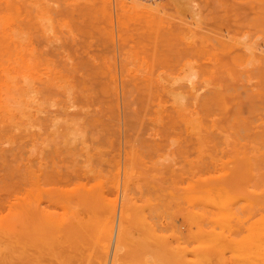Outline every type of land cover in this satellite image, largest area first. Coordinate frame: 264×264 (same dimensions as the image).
Returning <instances> with one entry per match:
<instances>
[{"label":"rangeland","instance_id":"rangeland-1","mask_svg":"<svg viewBox=\"0 0 264 264\" xmlns=\"http://www.w3.org/2000/svg\"><path fill=\"white\" fill-rule=\"evenodd\" d=\"M246 46L264 56V0H0V217L80 191L89 264H264V62Z\"/></svg>","mask_w":264,"mask_h":264},{"label":"bare ground","instance_id":"bare-ground-1","mask_svg":"<svg viewBox=\"0 0 264 264\" xmlns=\"http://www.w3.org/2000/svg\"><path fill=\"white\" fill-rule=\"evenodd\" d=\"M20 9H21V7H20ZM46 18H42V21H43V19L45 20ZM45 22L48 24L51 23L50 21H48V22L45 21ZM46 23H44V24H46ZM42 26H44V25H42ZM47 30L49 31L48 28H47ZM15 38L13 37V39H15ZM200 40L202 41V39H200ZM190 42H191V40H190ZM246 47H245V49L246 50L248 49V51H249L248 56L250 57V59L254 58L257 60H262V62H264V56L258 54L256 52L255 48L249 47V46H246ZM248 61H247V64L251 62V60L249 62ZM15 63H17V62H15ZM15 63H14V65H15ZM4 64H5V62H4ZM10 81H11V79H10ZM194 88H198V87H193V89ZM191 89H192V87H191ZM4 91H6V90H4ZM193 91H195V90H193ZM196 91H198V89ZM25 92H24V94H26ZM195 94L197 95L196 92H195ZM198 95H199V93H198ZM196 97L197 96H195V98ZM2 107L3 106H1V108ZM26 107H28V106L26 105ZM254 147H258V146L255 145V146H253V148ZM201 155H203V154H201ZM208 155H209V153H208ZM126 169H127V167H126ZM125 174H126V172H125ZM77 185H80V184H77ZM220 186L221 185L214 187L215 190L213 188L209 189L206 193V197L209 200V204L212 205V207H214V208H218V210H219V208H220V210H222L226 204V202L224 200L223 192H222L224 189L222 188L223 186L222 187H220ZM116 188H117V186H116ZM26 190H29V189H26ZM81 194H82V192H81ZM94 194H95V192H94ZM83 195H84V192L82 195H80V191H75L71 194L70 197H71V199L76 200L77 203H79V204L74 205V206L66 205L63 207H59L52 200H48L51 203L53 202L52 204L44 205V203L42 201L44 198L42 193H35V192L32 193L31 192L30 194L27 195V197L23 198L22 200H19L17 203L5 207V209H3L2 215L0 217V234H1V243H2L1 263L2 264H87V262H88V264H89V263H91V261L95 262L96 260L95 261L91 260L92 259L91 255L94 256V253H97V252H95V247H93V248L91 247V245H93L94 242L92 243V241L88 237V233L90 235L93 233V230H91L92 231L91 233L88 232V229L90 228L89 226L92 225V222L90 225H89L90 222L87 223L88 227H89L88 228L86 223L84 222L85 217L83 215L87 216V215L92 213L91 216L90 215L87 216L88 217L87 219H89V217L91 218L92 216H95V214L93 215L92 209L89 207H94L95 209H93V210H96L97 208H96V206H92L93 203H92V205H89V206H88V204L85 203V205H87L88 207L87 206L85 207V205L80 207V198L84 197L85 195H86V197H88L87 194H85L84 196ZM96 195H98L97 192H96ZM93 197L95 199V196H93ZM94 199H92L91 202H93ZM68 201H70V200H68ZM91 202H90V204H91ZM197 202H198V199H197ZM53 204H55V205H53ZM116 204L117 203L113 202L112 204H110L111 206L109 205L113 209L114 213L118 210L117 209L118 205L116 207ZM110 207H109V209H110ZM112 209H111V211H112ZM106 210H108V208ZM111 211H110V214H111ZM111 216L113 217L114 214L112 213ZM123 216L124 215H122V217ZM263 216H264V214H263ZM108 220H110V217ZM256 220L259 221L258 219H256ZM115 221H116V219H115ZM115 221H114V217H113V220H111L109 223H107L106 226H104L105 229L101 235L103 238L102 241L105 243V245L104 246L102 245V246L104 248L103 251L105 250V252H106L105 253L106 257H108V253H109L108 249H110L109 246H110V243H111L113 235H114ZM259 224L263 225L264 223L263 224L259 223ZM122 230H123V228H122ZM133 230L135 232L136 229H133ZM119 232L116 233V235L119 234ZM126 234H127V232H126ZM93 235L91 236L92 238L94 237ZM121 235H124V234L121 233ZM121 235H119V236L121 237ZM87 237L89 238L91 244H89V242H88L89 240L87 239ZM126 237L128 238V236H126ZM117 240H118V238H117ZM132 241H133V239H132ZM136 242H138V241H136ZM94 245H95V243H94ZM143 247L144 246H142V248ZM142 248H139L140 251ZM93 249H94V251H93ZM142 250H145V249H142ZM99 251H100V249H99ZM125 252L128 253L129 250H128V252L127 251H125ZM130 252H131V250H130ZM154 253H156V252H154ZM102 254L103 253L101 251L99 255L101 256ZM105 255H102L100 259L101 260L104 259L102 257ZM156 255H157V253H156ZM100 256H98V257H100ZM130 256H131V254H130ZM137 256H138V254H137ZM126 257H127V254H126ZM126 257L123 256L124 259ZM140 257H141V255H140ZM130 258H132V257H130ZM120 259H122V258H120ZM106 261H108V259Z\"/></svg>","mask_w":264,"mask_h":264}]
</instances>
